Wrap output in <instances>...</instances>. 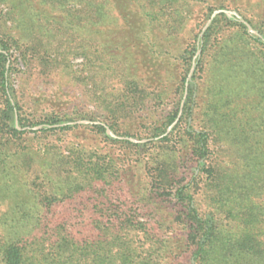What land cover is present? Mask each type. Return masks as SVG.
Masks as SVG:
<instances>
[{
	"label": "trees",
	"instance_id": "trees-1",
	"mask_svg": "<svg viewBox=\"0 0 264 264\" xmlns=\"http://www.w3.org/2000/svg\"><path fill=\"white\" fill-rule=\"evenodd\" d=\"M209 1L0 0V264H264V0Z\"/></svg>",
	"mask_w": 264,
	"mask_h": 264
},
{
	"label": "rangeland",
	"instance_id": "rangeland-1",
	"mask_svg": "<svg viewBox=\"0 0 264 264\" xmlns=\"http://www.w3.org/2000/svg\"><path fill=\"white\" fill-rule=\"evenodd\" d=\"M247 1H248V5H247L248 7L245 5V1L244 0H235L236 3H234V4L230 3V5H229V7L227 9H223V8L213 9V11L210 13V16H211V14L214 11H217V13L225 11L229 15L231 14V15L238 16L239 14L233 8L235 4H236V6L247 8L249 13H254L255 14V13H261V11H263V10H261V9L264 8L262 6L263 3L259 4L260 0H247ZM213 4H215V2L210 0L209 2L200 3L199 5H196L195 7H192L191 18L189 19L187 28L189 30L191 28L192 30L196 31L198 22L208 12L209 7H212ZM207 20H206V22H207ZM250 28H251V26H250ZM251 30H252V28H251ZM187 34H188V32H186L184 34L185 38H187ZM197 53H199V52H197ZM82 61H83L82 56L76 55L72 59V64L75 67H79L80 64L82 63ZM19 67H20L21 70H24V66L23 65L20 64ZM30 74H33L30 79L33 82V84L35 85V87L40 89V90L44 89L46 92H51L50 90H53L54 87H56V85L58 83H62V84L65 83V77H63V76L54 77L52 75V76H49L47 78H39V77L37 78V75H38L37 74V69H33L31 71V73H27V75H30ZM79 92H80V90L77 88V86H70V89L68 90V99L71 98L72 99V103H69V104L66 103L68 108H70V110H74V111H77V112H84L85 115L93 114L94 116H99L100 117V114L96 111L95 105L90 103L89 101H87L86 97L84 98V97L80 96ZM47 107H49V106H48L47 101H45V103H43V105H40V106L37 107V110H38V112L43 113V112L47 111ZM29 112H30V110L28 109L26 111V113L29 114ZM75 116L77 117L79 115L76 114ZM80 121H83L84 123L85 122H89L88 120H80ZM109 132H111V131H109ZM77 134L81 135V132L79 134L77 130H71V132H69L66 135H50V136H46L43 133L42 134H36V133H31L30 132V133L24 135L22 139H23V143L24 144L26 143V144L30 145L32 148L43 149V147L45 146V143L50 142L52 140H54L55 142H57L59 144H63L65 140L79 139L80 137H77V138L75 137V135H77ZM4 209H5V204L4 205H0V212L3 211Z\"/></svg>",
	"mask_w": 264,
	"mask_h": 264
},
{
	"label": "water",
	"instance_id": "water-1",
	"mask_svg": "<svg viewBox=\"0 0 264 264\" xmlns=\"http://www.w3.org/2000/svg\"><path fill=\"white\" fill-rule=\"evenodd\" d=\"M224 12H225V11H224ZM216 13H217V11H214V12L211 14L210 18L207 20V22L204 24V26L202 27V29H201V31H200V34H199L200 36L202 35L203 31L205 30V28H206L207 25L209 24L211 18H212ZM247 26H248V30H251L250 26H249V25H247ZM197 52H198V51H197ZM193 68H194V66L192 65V66L190 67L189 73H188V75H187V79H188V80H189L190 77H191V73H192V71H193ZM175 122H176V119H175L174 122H173L172 124H170V126L167 128V131L172 127V125H173ZM15 124L17 125V116H16V115H15ZM17 126H18V125H17ZM36 127H37V126H36ZM106 131L109 132V129L106 128Z\"/></svg>",
	"mask_w": 264,
	"mask_h": 264
}]
</instances>
